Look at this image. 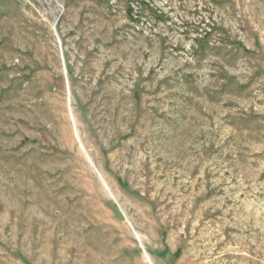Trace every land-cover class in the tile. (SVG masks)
<instances>
[{"label":"rangeland","instance_id":"374dc122","mask_svg":"<svg viewBox=\"0 0 264 264\" xmlns=\"http://www.w3.org/2000/svg\"><path fill=\"white\" fill-rule=\"evenodd\" d=\"M0 264H264V0H0Z\"/></svg>","mask_w":264,"mask_h":264}]
</instances>
